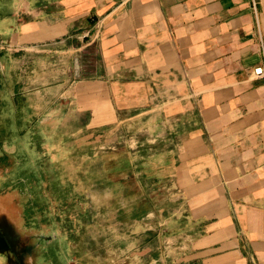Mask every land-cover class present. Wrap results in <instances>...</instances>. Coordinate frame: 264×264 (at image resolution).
Instances as JSON below:
<instances>
[{
    "label": "crops",
    "instance_id": "0c3cea01",
    "mask_svg": "<svg viewBox=\"0 0 264 264\" xmlns=\"http://www.w3.org/2000/svg\"><path fill=\"white\" fill-rule=\"evenodd\" d=\"M22 1L4 30L19 46L87 29L75 50L95 46L98 78L71 101L87 126L137 123L162 145L132 168L179 191L185 264H264V0Z\"/></svg>",
    "mask_w": 264,
    "mask_h": 264
},
{
    "label": "rangeland",
    "instance_id": "374dc122",
    "mask_svg": "<svg viewBox=\"0 0 264 264\" xmlns=\"http://www.w3.org/2000/svg\"><path fill=\"white\" fill-rule=\"evenodd\" d=\"M21 3L0 0V264H185L195 223L179 191L132 168L162 145L137 123L87 126L71 105L100 64L94 45L75 50L87 29L19 46L4 30L26 19Z\"/></svg>",
    "mask_w": 264,
    "mask_h": 264
},
{
    "label": "flooded vegetation",
    "instance_id": "af4514ba",
    "mask_svg": "<svg viewBox=\"0 0 264 264\" xmlns=\"http://www.w3.org/2000/svg\"><path fill=\"white\" fill-rule=\"evenodd\" d=\"M4 239H5L4 234L0 233V242H3ZM8 251H10V253L14 255V258L21 259L22 255H25L28 252L27 241L23 245H21L19 241L13 242V244L9 246ZM20 264H25V263L21 262Z\"/></svg>",
    "mask_w": 264,
    "mask_h": 264
},
{
    "label": "built area",
    "instance_id": "2783aa9c",
    "mask_svg": "<svg viewBox=\"0 0 264 264\" xmlns=\"http://www.w3.org/2000/svg\"><path fill=\"white\" fill-rule=\"evenodd\" d=\"M253 74L256 76V77H259V76H263V72H262V69L261 68H257L253 71Z\"/></svg>",
    "mask_w": 264,
    "mask_h": 264
}]
</instances>
